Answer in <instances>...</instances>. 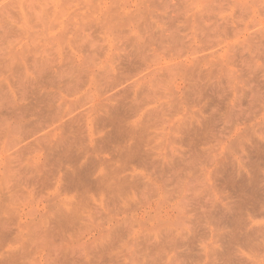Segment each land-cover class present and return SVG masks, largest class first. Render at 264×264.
<instances>
[{"label": "rangeland", "instance_id": "rangeland-1", "mask_svg": "<svg viewBox=\"0 0 264 264\" xmlns=\"http://www.w3.org/2000/svg\"><path fill=\"white\" fill-rule=\"evenodd\" d=\"M33 1L40 2L37 3L41 5L38 7L40 9L22 15L19 8L32 5ZM170 1L175 0H20L21 3L19 0H0V264H221L224 261L227 256L224 255L225 247L230 248L233 243L220 246L215 233L209 230L212 226L207 225L210 222L209 216L194 217L187 213L186 220L175 226L170 224L173 218L162 216L168 198L171 202L174 201L172 195H178L171 194L166 183L160 188L154 182L140 190L142 193L134 201L131 196L136 192L129 193L126 199L112 202L104 192V209L100 208L99 195L94 194V198L87 201L89 208L92 207V211L87 213L79 209L78 200L73 194L64 190L63 182L59 180L62 174L61 161L50 155V145L68 136L64 137L58 119L54 122H50V119L56 116L67 122L84 115L80 138L84 154L91 155L94 161L110 169L127 159L125 154L122 156L116 152L123 148L124 142L114 149L112 146L117 142L104 145L102 113L97 109L98 104L106 103L108 95L119 88L110 86L114 75L125 81L123 84L133 83L137 88L155 84V88L163 92L179 91L174 94L178 101L166 112L173 129L183 118L196 115L198 108L205 103L201 91L195 95H183L191 76L186 68L195 58L201 62L192 71L201 77L207 87L214 86L216 79L227 81L229 76L235 77L237 87L242 89L247 83L249 72L261 68L258 81L263 84L261 90L264 92L263 51H259L254 62L253 59L248 60L251 63L241 60L240 55H224L225 49L232 46L239 48L250 35L256 33L258 37L259 31L264 33V0H255V7L252 5L246 10L241 9L240 3L233 0L220 3L223 6L216 10L215 20L220 23V19L224 23L225 19L230 22L237 18L241 26L238 24L236 30L215 28L214 20L207 19L212 0H180L178 6L175 1L178 20L160 23L158 26L180 38L185 35L182 41L189 44V47L181 50L160 49L158 62L155 59L149 68L122 73L118 69V59L109 53L110 45L116 43V32L105 27L102 32V12L105 18L110 9L117 5L137 16L148 12L152 19L147 16L145 23L139 20L134 26L141 35L143 31L151 34L156 30L155 22L164 19V12L173 8ZM166 6L170 8L165 10ZM71 13L76 17L68 21L66 17ZM83 13L89 15L85 25L80 24V19L77 20L78 15L81 17ZM182 15L186 18H182ZM48 20L52 22L46 23ZM41 23L44 24L43 29ZM124 23L122 31L130 34V24L134 22L128 23V19H125ZM86 27L94 31L96 36L90 34ZM86 31L91 35L88 34L87 39L92 38L91 42L94 41L100 47L96 49L97 44L92 46L87 40L95 52L91 53V58H84L83 62L91 66L94 82L76 74L73 79L61 78L43 68L40 70L33 62V56H40L39 53L42 56V51L45 53L42 57L55 56L58 40L68 42L72 37L74 40H71L73 42L70 45L61 42L63 53L71 55L79 47L80 41H75L86 36ZM53 50L54 54L51 52ZM119 52L115 50L116 55ZM113 67L116 69L114 72ZM154 69L156 72L162 69L163 75L154 77ZM105 72L110 75L108 79H100ZM201 73L206 74L205 79ZM208 94L211 95V92L208 91ZM54 97L59 100L50 108ZM237 99H240L238 95L232 100ZM145 101L141 94L134 99L139 105ZM221 101L220 96H214L212 103ZM245 101L232 115V122L226 125L220 121L225 110L217 112L216 106H211L207 114L214 111L217 140L202 147L203 155L196 171L182 179L185 183L188 179L189 188L194 187L199 196L210 201H221L222 190L219 186L221 183L214 181L213 175L206 177V171H210L218 160L241 158V148L251 141L261 140L264 107L262 103H256V106L249 108L251 98L245 97ZM144 107L147 106L141 105L139 108ZM235 128L237 132H233ZM152 132V128L144 132L142 150L157 141L159 149L170 152L171 144L168 140L173 139V131L168 129L163 137L154 138L155 142L150 141ZM202 161L206 167L200 170ZM135 168L137 172L140 171L139 167ZM153 172L154 166H151L148 174ZM99 175L100 168H97L91 177L95 179ZM189 175L192 176L188 178ZM210 207L209 203L206 209ZM135 210L143 215L140 213L141 218L133 220L130 215ZM121 227L124 229L121 230ZM167 227L172 235L179 231L187 239L194 236L188 250L189 242L184 239V245H181L178 236H172L173 243L166 241L163 232L167 231ZM157 231L161 234L160 242L155 240L154 234ZM234 253L240 257L241 264H252L245 252L235 250Z\"/></svg>", "mask_w": 264, "mask_h": 264}, {"label": "bare ground", "instance_id": "bare-ground-1", "mask_svg": "<svg viewBox=\"0 0 264 264\" xmlns=\"http://www.w3.org/2000/svg\"><path fill=\"white\" fill-rule=\"evenodd\" d=\"M175 1H177L178 6L180 0ZM175 1L172 2L175 3ZM222 1L226 0L211 1V10L207 12V19L214 20L213 26L215 28H224L228 30L238 29L239 23L237 18L234 20L235 18L233 17L234 19L232 21L228 19L230 22L225 19L224 23H221L223 20L219 19L220 23L215 20V16H217L215 12L219 6H223V3L220 4ZM233 1L240 3V7L243 10L252 7L255 2V0H242L241 2L237 0ZM172 2L170 1V4L173 8L169 11H165L163 15L166 21H164V19L160 20L163 22L156 21V30L151 34H147L143 31L141 35L136 31V26H134L139 20H141L142 23H145L148 17L151 20L152 18H150V16L152 15L148 12L144 13L143 16L142 14L137 16L136 14L133 15V13L121 9L118 5L116 8L110 9V13H106L107 15L105 18L104 11L102 12L103 14L100 12L102 15L100 17L102 25L100 28L102 27V32L104 29L103 27L109 31L115 30L116 32L114 34L116 36V43L108 47L110 49L109 53L114 56V58L118 59V69H121L122 73L131 70L136 72L140 68H149L155 59L156 62H158V51L160 49L167 48L172 50L174 48L181 50L189 47V44L187 45L183 42L184 40L182 38L185 35L180 38L173 33H167L163 30L162 26H158L160 23H172L178 20L179 14L176 13V3L172 5ZM37 3L40 4V2ZM37 3L33 1V4H30L28 7L21 6L19 8L21 10L20 13L24 15L26 12L28 14L37 12L40 9L38 7H41V5ZM256 3L257 2H255V4ZM34 4L37 5L34 6ZM169 8L170 7L166 6L165 10ZM181 11L183 10L181 9ZM185 15L187 14L185 13ZM73 16L72 13L68 14L66 19L71 21L72 18L76 17V15ZM88 16L87 13L86 16L83 13L81 17L78 15L77 20L80 19V24L84 23L85 25L88 23ZM181 17L184 19L186 18V16L184 17L183 15ZM238 17L241 18L240 16ZM125 19H128V23L134 22V24H130V34L122 31L125 25ZM50 22L52 21H46V23ZM40 25L43 29L44 24L42 25L41 23ZM239 26H241V24H239ZM87 27L90 28V26ZM91 27H93V25ZM101 30H99V32ZM91 33L96 36L94 31H90V34ZM88 34L80 37L78 41H75H80L78 44L79 47L77 51L72 52L71 55L66 54L67 52L63 53L61 42L70 45L73 42L71 40H74L72 37L68 39V42L62 39L61 41L58 40L59 42L56 45L57 49L53 48V46L51 47L54 50L56 49L55 56L49 57L46 55L42 57L45 55L44 51H42V56L41 53L38 54L40 56H33V62L36 66L40 67V70L43 68L44 71L48 70L49 73L61 78L68 77L69 79H73V75L76 74L77 76L80 75L81 78L84 76V79L89 78L94 82V74L91 66L88 64L84 65L83 62L84 58H91L90 55L95 50L92 46H96L94 45V41L91 42L92 38L90 40L87 39ZM98 34L99 33H97V36ZM79 35H81V33ZM258 35L257 37L255 33L248 38L245 36L246 39L245 41L243 40L244 43L242 42L243 44H241L240 47L237 45L239 48L234 46H232V48L229 47L225 49L224 55L232 57L240 55L239 58L244 62L251 63L248 60L252 59L254 62V58L258 55L259 51L264 52V33L262 34L259 31ZM69 37L70 36H68V38ZM87 40L90 41V44L92 43V46L89 45V41ZM56 42L57 41H55V43ZM98 48L100 47H98L97 44L96 49ZM105 49L107 50V48ZM116 49L120 51L117 55L115 54ZM54 50L51 52L53 53ZM200 62V59L195 58L186 68V71L191 76L185 85L183 95L188 93L195 95L201 91L205 103L198 108L196 115L183 118V121L177 125L175 129H173L172 124L167 119L169 115L166 112L174 105L175 101H178L174 94H177L179 91L172 93L163 92L155 88V84H151L146 88H137L133 83L125 85L123 84L125 81L123 82L118 79L116 75L113 76L110 86L112 88H119L108 95L106 103L104 101V104H98L97 109L102 113L101 120L102 127H104V145L117 142L112 146L114 149L120 146L119 143L124 142L123 148L118 149L116 152L119 155L122 154V156L125 154L126 156H124L127 159L122 164H119V166L111 169L104 168V166L94 161L91 155L87 153L84 154L83 145L80 143L84 115L69 119L67 122L61 121V118H57L56 116L50 119V122H54L58 119V125L62 127L64 137L68 135L66 138H59V141L50 145V155L56 157L57 161H61L62 167L60 168V172H62V174L59 180L63 182L64 190L67 193H72L78 200L77 206H80L79 209L84 212L90 213L92 211V207L89 208L87 201L94 198V194L99 195L100 208L104 209V192L107 193L110 202H112V200L121 201L122 199L128 198L129 193L136 192L131 196L134 201L136 197L142 193L140 190H144L149 185H153L154 182L158 183L160 188L166 183L171 194H178L176 196L172 195L174 201L170 202L168 198V202L162 213V216L165 218H173V221L170 222L172 226L182 224L186 220L187 213L193 214L194 217L209 216L208 219L210 222L207 223V225L212 226L209 230L212 234L215 233L220 242V246L223 247L225 244L229 245L233 243V246L230 248L225 247L224 255L227 256L224 258V261L222 260L221 264H241L239 260L240 257L238 258L234 253L235 250L245 252L247 256L249 255L252 264L264 263V113L262 114V132H260L262 136L261 140L251 141L247 146L241 148V158L236 157L232 160H218L214 162L210 171H206V177L213 175V180H217L221 183L219 186L222 190L221 197L223 201L222 199H220L221 201H210V199L204 198V196H199L200 194L195 191L194 187L189 188L188 179L186 183L182 180L190 172L196 171V166L201 161L203 155L202 147L217 140V125L214 111L207 114L212 105L214 107L216 106L217 112L225 110L224 117L220 119L223 125L232 122V115L236 112V109H240V107L246 103L245 97L251 98L248 105L249 108L256 106V103H262L264 107V92L261 90L263 84L258 81V73L261 68H254L249 72L247 83L242 89L237 87L236 78L229 76H227L228 80L224 82L223 78L216 79V84L214 86L208 85L211 87L210 89L206 86L207 84L205 85L202 81L201 77L195 75L192 71L193 67L197 66ZM175 68L180 67L176 66ZM115 70V67H113L112 72ZM162 75V69H159L157 72L155 69L153 70L154 77ZM202 75L205 79L206 74ZM109 76L110 75L105 72L100 76V79H104V77L108 79ZM180 78L183 79V75H181ZM208 91L211 92V95L208 94ZM139 94L143 95L146 99V101L141 104L147 106L143 109L139 108L141 105L134 102V99ZM237 95L240 99L232 100ZM214 96H220L222 101L216 104L212 103V100L214 101ZM58 100V97L52 98L49 107L51 108ZM22 127L25 129L27 128L26 125H22ZM149 128L153 129L150 141H153L154 138L158 136L163 137L168 129L173 131V139L168 140L169 144H171L170 152L159 149L160 145L157 141L153 144L155 140L151 147L142 150L141 144L143 142L144 132L149 130ZM38 129L41 130V126H39ZM237 131V128L233 130V132ZM146 145L148 146L147 143ZM243 159L245 161H243ZM151 166H154V172L148 174V169L151 168ZM203 166L204 163L202 161L201 167ZM135 167H139L140 171L137 172ZM201 167L200 170H203L206 165L203 168ZM97 168H100V175L92 179L91 175L93 170ZM191 176L192 175H189L188 178ZM187 192H190V194H187ZM209 203L211 207L210 209H206ZM140 213L143 215L142 212L138 213V211L135 210L130 217L133 220L139 219L141 218ZM144 213H146V211H144ZM55 222L58 223V221ZM123 229L124 228L121 227V230ZM168 230L169 227H167V231L165 230L163 232L165 233L167 242L173 243L172 236H178L181 245H184V239L189 242L187 250L189 249L191 240L194 238L193 235L187 239L186 235L179 231H177L175 235H172ZM160 235V231L154 234L157 242L161 241L159 239ZM228 255L230 256L228 257ZM178 263L182 264V262Z\"/></svg>", "mask_w": 264, "mask_h": 264}]
</instances>
